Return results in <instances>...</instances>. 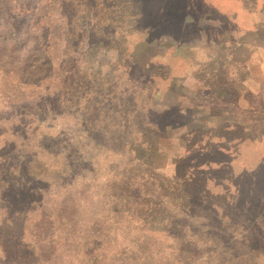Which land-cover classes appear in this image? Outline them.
I'll list each match as a JSON object with an SVG mask.
<instances>
[{
    "label": "rangeland",
    "instance_id": "rangeland-1",
    "mask_svg": "<svg viewBox=\"0 0 264 264\" xmlns=\"http://www.w3.org/2000/svg\"><path fill=\"white\" fill-rule=\"evenodd\" d=\"M0 24L39 38L35 45L39 50L32 49L33 44L29 51L35 56L27 62L38 58V65L45 66L42 55L51 62L47 71L29 76L23 65L9 59L12 64L4 66L0 57V129L12 128L21 118L23 127L14 131L26 135L34 146L41 131L58 136L64 122L74 124L71 114L76 107L56 98L63 71L71 67L99 71L104 86L111 81L113 93L134 98L127 120H118V129L112 128L116 130L112 139L124 145L117 173L131 168L134 175L123 174L135 184L187 192L183 205L199 211L200 220L187 216L179 222L187 235L198 237L189 246L192 254L185 256V263L264 264V0H0ZM140 64L154 75L153 81ZM96 85L92 79L86 88ZM46 91L53 92L48 105L52 103L60 118L46 128L52 124L49 116L34 133L36 122L27 123L29 111ZM134 105L140 107L137 114L130 110ZM164 108L170 111L159 115ZM67 110L70 114L64 115ZM14 111L18 116L10 120ZM142 114L161 126L154 124L157 130L153 126L148 135L155 143L148 146L151 151L131 152L130 129ZM136 135L135 144L144 143ZM214 146L223 149L225 160L207 154ZM135 155L150 166L139 165ZM89 172L85 184L95 195L104 187L98 185L100 173ZM191 176L198 180L195 185L182 183ZM79 183L70 189L73 198ZM55 191L62 190L51 187L45 192L39 216L55 213L62 198L61 193L54 196ZM192 191L197 198L190 196ZM20 222L0 223V264L65 263V247L72 245L66 246L59 237L63 224L55 230L46 225L48 219L29 217L21 227ZM202 223L214 227L207 229ZM24 229L30 234L21 237ZM114 243L121 241L101 248L104 264H116L119 248Z\"/></svg>",
    "mask_w": 264,
    "mask_h": 264
},
{
    "label": "trees",
    "instance_id": "trees-1",
    "mask_svg": "<svg viewBox=\"0 0 264 264\" xmlns=\"http://www.w3.org/2000/svg\"><path fill=\"white\" fill-rule=\"evenodd\" d=\"M15 6L18 7V4L16 3ZM238 25L239 23L236 22L233 26ZM13 30L12 26L0 24V57L3 65L8 66L16 62L18 65H23L29 76H35L39 71H47L51 63L49 58L47 59L48 56H40V59L45 60V66L38 65L37 57L27 62L29 58L35 56V53L30 54L29 48L34 44L32 49L39 50L37 46L35 47L36 43H39V38L28 31L17 33ZM140 66L146 72L149 81H153L154 75L145 70L143 65L140 64ZM63 72L64 76L60 78L58 89L62 95L56 98L61 99L60 103L76 105L71 114L74 124L69 125L64 122L58 136L41 131L40 135L43 134L36 146L29 142L26 135L21 136L14 131L19 125L23 127L21 118L19 124L13 125L12 128L0 129L1 226L16 225V221L20 220L21 227L29 217L37 221L48 219L46 225L50 226V229L58 230L63 224L60 230L63 236L59 237L66 246H72L65 247L67 251L65 256L68 258L65 263L57 260L56 264H72V261L76 264H104L106 258L101 252L102 246L104 243H111L117 239L121 243H114V246L119 248L116 253L117 258L114 260L116 264H187L185 256L192 254L188 248L198 237L193 233L187 235L185 226L179 225V222L187 216L200 220L199 211L195 206L188 204V210L183 205L184 195L187 192L174 193L150 188L140 183L135 184L130 177L134 175V169L131 168L124 171L127 175L129 172V176H124V172L117 173L116 164L122 155L124 145L112 139V133L115 130L112 128L117 127L120 123L118 120L122 122L123 119L127 120L129 114L127 110L129 105H133L134 98L113 93L114 87L111 81L104 86L102 83L104 77H98L99 71L95 73L88 68L71 67ZM58 79V77L55 78V80ZM92 79L97 85L93 89L86 88L87 83ZM115 82L113 80V85ZM42 95H45L44 98L40 97L35 108L29 111L31 117L27 123L32 126L36 122V125L31 128L34 133L40 131L39 124L44 123L49 116L53 120L52 124H45L46 128L52 127L53 122L60 118L57 111L52 109V103L48 105V102L53 100V92L46 91ZM57 99L56 103H59ZM138 100L145 102L146 98L139 97ZM68 109L71 110V108ZM138 109L140 107L134 105L130 110L137 114ZM70 110L65 111L64 115L70 114ZM150 111H152L151 108L146 112L148 117ZM169 111L170 108H164L162 112H157L159 115H166ZM17 116L18 113L14 111L8 118L13 120L12 118ZM148 117L144 114L140 115L139 124L137 119H133L134 122L136 121V126L132 125L130 129L133 133L132 139L134 137L128 147L131 152L138 153L140 149L151 151L148 146L155 144L148 139V135L152 133L151 128L154 124H158V127L161 125L156 123L157 121H149ZM14 122L12 121V124ZM141 125L148 127L141 129ZM154 129L157 130V126H154ZM122 132L126 131L122 130ZM137 133L139 138L144 139V143L135 144ZM64 137L68 139L67 143H64ZM15 138L20 142H17ZM156 145L158 146L157 143ZM27 149L36 151V154L27 153L29 151ZM207 152L218 160H222L226 155L219 146H214V149L210 151L208 149ZM71 156L72 159H70ZM134 157L138 159L139 165L150 166V163L142 161L138 155ZM35 158L37 163H34ZM88 171H93L94 175L99 172L101 176L98 185L103 186L104 189H100L95 195L87 191L85 176ZM136 176L138 177V174ZM92 180H94L93 177ZM75 181L80 183L77 186L79 191L73 198L71 196L73 192L70 189ZM196 181H198L196 176H191L189 180H183L182 183L193 186ZM51 187H57L63 191L54 193V196L61 193V203H58L55 213H42L39 216L38 210L44 206L42 198ZM190 194L193 198L196 192L192 191ZM35 195L37 197H34ZM201 226L207 229L214 227L208 223H202ZM142 232L145 235L143 234V239L140 241L139 235ZM29 234V231L24 229L20 236ZM105 239L106 242H104ZM59 243L60 241L56 245ZM150 248L152 249L149 250ZM154 257H156L155 260ZM171 259L175 262L172 263Z\"/></svg>",
    "mask_w": 264,
    "mask_h": 264
}]
</instances>
